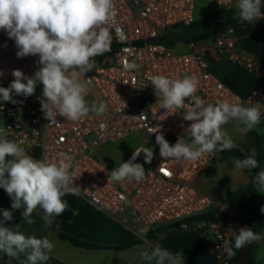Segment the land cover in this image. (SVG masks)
<instances>
[{
  "label": "built area",
  "instance_id": "1",
  "mask_svg": "<svg viewBox=\"0 0 264 264\" xmlns=\"http://www.w3.org/2000/svg\"><path fill=\"white\" fill-rule=\"evenodd\" d=\"M197 1L226 10L234 8V0H115L118 14L117 24L110 29V50L96 56L95 67L82 75L88 89L86 99H90L89 104L103 102L104 115L90 112L79 121L57 116V121L50 123L41 111L42 86L38 83L30 97L13 93L16 103L0 101V127L6 128L7 138L20 143L34 159L52 162L59 152L71 156L78 166L74 185L80 191L75 195L136 236L157 226L180 223L179 230L201 235L215 264H232L233 258L227 257L222 246L225 240L234 245L231 219L235 212L194 186L209 164L210 155L196 161H176L164 159L158 153L151 163H145L142 152L134 163L144 166L143 180L115 182L110 179L112 170L98 153L102 147L131 136L142 139L137 149L151 147L155 151H159L156 134H162L170 145L188 136L186 129L191 122L183 119V110L165 117V110L159 108L149 81L154 75L181 79L195 76L199 81L196 95L206 103L235 102L238 98L242 105H257L264 112V60L239 47L236 26L218 31L207 40L183 44L185 49L181 52L177 51L180 45L171 47L159 41L171 30L196 21ZM261 12L264 13V7ZM260 20L264 27V19ZM17 51L14 40L0 30V87H8L15 79L13 70L32 77L40 67L38 55L18 58ZM216 56L256 76L260 87L240 95L231 80L220 79L211 72L210 65ZM133 62L138 69L126 70L125 64ZM141 81L147 86L134 87ZM188 102L186 99L185 103ZM133 153L120 164L131 159ZM216 207L226 212L221 221L187 222Z\"/></svg>",
  "mask_w": 264,
  "mask_h": 264
},
{
  "label": "clouds",
  "instance_id": "2",
  "mask_svg": "<svg viewBox=\"0 0 264 264\" xmlns=\"http://www.w3.org/2000/svg\"><path fill=\"white\" fill-rule=\"evenodd\" d=\"M262 7V0H236L234 18L240 22L264 19ZM117 14L115 0H0V30L14 40L18 58L38 55L40 65L32 77L13 70L15 79L8 87H0V101L16 103L13 93L30 97L39 83L42 86L41 111L50 123H55L57 116L79 121L90 112L104 115L103 102L89 104L86 99L88 89L82 75L95 67L96 56L110 50V29L117 24ZM124 67L132 70L139 66L133 62ZM149 81L154 86L159 108L165 110V117L183 110V119L191 122L186 129L189 142L180 137L170 145L162 134L155 135L159 154L164 159L196 161L214 151L231 150L237 145L223 126L234 121L236 131L246 135L264 115L260 106H244L238 98L235 102L206 103L196 95L199 81L195 76L181 79L154 75ZM146 86L147 83L141 81L134 87ZM186 99L188 103H185ZM7 136L6 128L0 127V188L10 197L12 210L23 209L21 214L28 224L35 223L31 217L39 207L44 212L45 225L50 226L53 217L61 215L67 208L63 197L80 191L74 185L78 166L65 152H59L52 162L34 159L20 143ZM142 152L145 163H151L153 149H137L131 159L111 171L110 179L115 182L142 181L145 168L141 163H134ZM256 156L257 151L252 148L246 158L236 159V172L256 169L259 166ZM253 183L258 192L264 193V170L255 175ZM0 211L3 217L0 219V257L6 255L18 259L24 255L26 259L21 264L48 261L54 248L48 237L26 236L5 226L13 219L12 211ZM261 212L264 213V207ZM261 239H264V233L240 228L238 235L234 233V245L225 240L222 247L231 259L237 249ZM140 258L148 264H183L181 253L173 254L159 243L141 251Z\"/></svg>",
  "mask_w": 264,
  "mask_h": 264
},
{
  "label": "crops",
  "instance_id": "3",
  "mask_svg": "<svg viewBox=\"0 0 264 264\" xmlns=\"http://www.w3.org/2000/svg\"><path fill=\"white\" fill-rule=\"evenodd\" d=\"M235 3L236 0H234V7ZM203 6L204 9L209 7L207 5V7ZM215 9L217 8L215 7ZM235 38L240 48L264 60V27L261 20L239 22L235 28ZM179 47L185 49L184 45ZM228 63L224 58L213 57L210 70L213 74L216 73L222 76L224 80H231L238 89V93L242 96L260 87L261 81L246 71L248 73V82H240L232 77L230 73L225 72L224 66ZM236 127V123L230 121L224 128V131L228 133L237 145L236 149H243L251 131L264 134V120H260V123L246 135L237 132ZM107 146L101 149H106L105 147ZM101 149L98 151V153L100 152L99 156L101 155ZM208 155H210L211 160L196 178L194 186L199 192L223 203L228 192L245 185L248 182V177L244 170L239 173L236 172L234 165L236 158L223 156L218 151L208 153ZM105 164L107 165V163ZM107 166L111 170L115 169L114 165ZM261 170H264V161L259 168V171ZM0 190L3 195L0 210L12 211L13 215V219L7 221L5 226L19 230L26 236L35 235L37 238L47 236L54 244V248L49 254V260L43 262V264H148L147 261L141 260L140 252L144 249H150L157 243L173 254L181 253L183 264H215L214 258L206 247L201 235L195 231H182L177 228L163 230L168 225H161L149 231H142L136 236L131 230L120 226L110 216L94 209L87 202L73 194H66L63 197V200L67 203V208L61 215L53 217V222L50 226L45 225L43 220L44 212L39 207L32 213L31 218L35 223L28 224L21 214L23 209L12 210L10 197L4 189L0 188ZM246 205L252 219L254 231L256 233H264V213L261 212V208L264 207V193H261L258 199L248 198ZM2 218V211H0V219ZM60 233L107 246H119L130 243L135 239H138L139 243L125 250H87L76 248L68 241L61 240L59 237ZM252 258L258 264H264V239L256 241ZM25 259L24 255H21L18 259H10L5 255L0 257V264H21Z\"/></svg>",
  "mask_w": 264,
  "mask_h": 264
},
{
  "label": "trees",
  "instance_id": "4",
  "mask_svg": "<svg viewBox=\"0 0 264 264\" xmlns=\"http://www.w3.org/2000/svg\"><path fill=\"white\" fill-rule=\"evenodd\" d=\"M236 14V8L232 9H222L217 8L212 11L210 14L206 15L203 18L196 19V21L187 27H177L174 30L168 32L162 39L159 41L171 47H177L179 45L186 44L191 41H201L212 38L216 32L226 30L232 26H236L240 21L237 18H234ZM185 140H188V136H184ZM159 148V146H158ZM252 148H255L257 151L256 159L259 162V166L256 169L248 170L245 169L244 172L248 177V182L240 186L239 188L228 192L226 198L223 201V204L227 207L228 210L238 209L244 215L248 216L250 228L253 229L252 219L248 213V208L246 201L248 198L258 199L261 195V192H258L253 181L255 175L258 173L260 166L264 161V134H260L256 131H251L247 143L242 150L233 148L231 150L218 151L223 156H229L236 159H244L249 154ZM3 200V195L0 190V207ZM226 215V212L221 211L220 208H213L209 212L190 218L187 220L189 223L194 222H212L217 223L221 221ZM180 223L171 224L167 227H164L163 230H172L178 229ZM255 232V231H254ZM59 237L61 240L68 241L72 246L76 248H82L87 250H102V249H114V250H125L139 243L138 239L134 241L119 245V246H107L97 243L87 242L79 238L67 235L65 233H60ZM253 249L256 246V242H253ZM235 251V249H234ZM236 256V255H235ZM235 256L232 259V264L234 263ZM249 264H253V258H251Z\"/></svg>",
  "mask_w": 264,
  "mask_h": 264
},
{
  "label": "rangeland",
  "instance_id": "5",
  "mask_svg": "<svg viewBox=\"0 0 264 264\" xmlns=\"http://www.w3.org/2000/svg\"><path fill=\"white\" fill-rule=\"evenodd\" d=\"M203 5H207L206 9H204ZM235 8V7H234ZM215 10V7L206 2V1H197V7H196V17L203 18L206 15L210 14L212 11ZM180 50L177 49L178 52H181V47H179ZM224 71L227 73H230L232 77L238 79L240 82H248V73L245 71H242L238 69L235 65L228 63L226 66H224ZM217 77L223 79L222 76H219L218 74L214 73ZM236 91L238 92V89L236 88ZM90 102V99H87ZM142 144V139L140 136H131L126 139L120 140L117 143H113L105 147L106 149H101V155L100 158L104 160L107 165H114L115 168L119 165V162L121 159L126 157L129 153L135 151L139 146ZM149 149H153L151 147H147ZM154 155H158L159 151H155L153 149ZM100 153V152H99ZM155 157V156H154ZM255 258V257H254ZM253 264H258V262L253 261Z\"/></svg>",
  "mask_w": 264,
  "mask_h": 264
},
{
  "label": "water",
  "instance_id": "6",
  "mask_svg": "<svg viewBox=\"0 0 264 264\" xmlns=\"http://www.w3.org/2000/svg\"><path fill=\"white\" fill-rule=\"evenodd\" d=\"M235 216L231 219V226L233 227L235 233L239 234L240 228H250V223L248 216L244 215L238 209L234 210ZM253 243L246 244L245 246L241 247L240 249L236 250V256L234 259L235 264H249L252 253H253Z\"/></svg>",
  "mask_w": 264,
  "mask_h": 264
}]
</instances>
